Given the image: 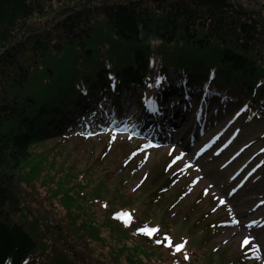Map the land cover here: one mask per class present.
I'll list each match as a JSON object with an SVG mask.
<instances>
[{
  "label": "trees",
  "instance_id": "obj_1",
  "mask_svg": "<svg viewBox=\"0 0 264 264\" xmlns=\"http://www.w3.org/2000/svg\"><path fill=\"white\" fill-rule=\"evenodd\" d=\"M244 3L0 0V264H212L211 218L157 199L172 178L129 185L130 152L76 130L181 92L264 124V0Z\"/></svg>",
  "mask_w": 264,
  "mask_h": 264
},
{
  "label": "rangeland",
  "instance_id": "obj_2",
  "mask_svg": "<svg viewBox=\"0 0 264 264\" xmlns=\"http://www.w3.org/2000/svg\"><path fill=\"white\" fill-rule=\"evenodd\" d=\"M242 2L246 9L260 13L257 0ZM183 96L172 97L168 114L172 110L180 112L173 123L166 122L165 128L159 129L160 134L155 124L143 121L144 115L133 100L126 99L119 109L106 102L101 104L99 118L86 119V127L81 129L83 139L95 145L110 136L108 152H130L133 168L129 171V185L141 183L145 176L161 183L167 175L172 178L162 198L157 199L169 208L173 203L181 207L178 215L182 221L200 210L202 217L187 228L211 218L210 233L199 241L213 257L212 264H264V124L257 120L244 123L228 106L218 108L210 101L209 106H202L191 96ZM118 123L122 127H116ZM159 135L164 141L157 139ZM151 190L138 192L136 198L144 199L151 192L156 195L158 189ZM55 211L62 215L60 207L56 206ZM250 221L254 223L247 225ZM186 227L175 229V243L181 242Z\"/></svg>",
  "mask_w": 264,
  "mask_h": 264
},
{
  "label": "snow or ice",
  "instance_id": "obj_3",
  "mask_svg": "<svg viewBox=\"0 0 264 264\" xmlns=\"http://www.w3.org/2000/svg\"><path fill=\"white\" fill-rule=\"evenodd\" d=\"M118 216L126 217L127 214H126V213H120V214H118ZM138 231H140V232H145V231H147V233H148L149 235H151V234L155 231V229H144V228H141V229H138ZM245 243H247V241H245ZM180 247H182V245H177V249H179Z\"/></svg>",
  "mask_w": 264,
  "mask_h": 264
},
{
  "label": "bare ground",
  "instance_id": "obj_4",
  "mask_svg": "<svg viewBox=\"0 0 264 264\" xmlns=\"http://www.w3.org/2000/svg\"><path fill=\"white\" fill-rule=\"evenodd\" d=\"M183 122H184V119H183ZM183 122L182 123H180V125H182L183 124ZM173 133V132H172ZM176 134H178V133H176Z\"/></svg>",
  "mask_w": 264,
  "mask_h": 264
}]
</instances>
